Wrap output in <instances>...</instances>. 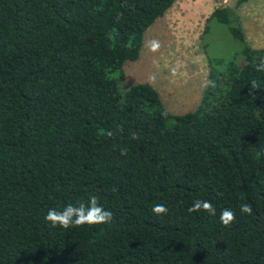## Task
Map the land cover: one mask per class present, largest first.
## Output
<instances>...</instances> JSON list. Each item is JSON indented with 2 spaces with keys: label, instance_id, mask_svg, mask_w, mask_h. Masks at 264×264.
Returning <instances> with one entry per match:
<instances>
[{
  "label": "trees",
  "instance_id": "obj_1",
  "mask_svg": "<svg viewBox=\"0 0 264 264\" xmlns=\"http://www.w3.org/2000/svg\"><path fill=\"white\" fill-rule=\"evenodd\" d=\"M176 2L0 0V264H264V48L217 8L208 20L242 59L209 76L195 111L171 114L148 83L121 89ZM92 195L111 222L45 220ZM197 199L216 215L189 213Z\"/></svg>",
  "mask_w": 264,
  "mask_h": 264
},
{
  "label": "rangeland",
  "instance_id": "obj_2",
  "mask_svg": "<svg viewBox=\"0 0 264 264\" xmlns=\"http://www.w3.org/2000/svg\"><path fill=\"white\" fill-rule=\"evenodd\" d=\"M217 8L230 9L251 49L264 48V0H177L146 31L139 59L124 64L121 89L148 83L171 114L195 111L209 76L242 59L229 30L208 20Z\"/></svg>",
  "mask_w": 264,
  "mask_h": 264
},
{
  "label": "clouds",
  "instance_id": "obj_3",
  "mask_svg": "<svg viewBox=\"0 0 264 264\" xmlns=\"http://www.w3.org/2000/svg\"><path fill=\"white\" fill-rule=\"evenodd\" d=\"M256 71L264 72V58L259 60V63L255 65ZM260 89V85L256 80L251 81L249 94L251 95L255 90ZM112 132H108V136H112ZM132 139H139L138 134L133 133ZM121 154L126 155L127 150L121 149ZM205 211L211 216L216 215V208L213 204L205 199H197L193 202V206L188 209L189 213ZM239 210L241 214H252V207L250 204L242 203L239 205ZM168 208L162 204H156L152 208V212L156 216L166 215L168 213ZM220 222L225 227H229L233 224L236 219V214L233 210L225 208L221 211ZM45 220L52 227H61L64 229H69L72 227H83L94 226L109 223L113 220V213L107 211L98 202V197L95 195L90 196L86 202L78 201L76 204H67L62 209L57 210L56 208H51L47 211Z\"/></svg>",
  "mask_w": 264,
  "mask_h": 264
}]
</instances>
